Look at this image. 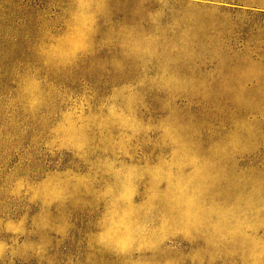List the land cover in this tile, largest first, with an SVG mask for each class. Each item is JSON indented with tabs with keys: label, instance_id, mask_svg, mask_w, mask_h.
<instances>
[{
	"label": "rangeland",
	"instance_id": "374dc122",
	"mask_svg": "<svg viewBox=\"0 0 264 264\" xmlns=\"http://www.w3.org/2000/svg\"><path fill=\"white\" fill-rule=\"evenodd\" d=\"M0 264H264V0H0Z\"/></svg>",
	"mask_w": 264,
	"mask_h": 264
}]
</instances>
